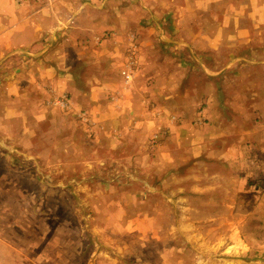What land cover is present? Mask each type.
I'll return each mask as SVG.
<instances>
[{"label": "rangeland", "instance_id": "obj_1", "mask_svg": "<svg viewBox=\"0 0 264 264\" xmlns=\"http://www.w3.org/2000/svg\"><path fill=\"white\" fill-rule=\"evenodd\" d=\"M57 1L0 0L2 95L15 24ZM89 1L100 28L47 24L0 96V264H264V0Z\"/></svg>", "mask_w": 264, "mask_h": 264}, {"label": "crops", "instance_id": "obj_2", "mask_svg": "<svg viewBox=\"0 0 264 264\" xmlns=\"http://www.w3.org/2000/svg\"><path fill=\"white\" fill-rule=\"evenodd\" d=\"M75 1L76 0H59L56 3H53L54 10L52 9V14H49V17H48L49 19L46 23L44 21L46 17L43 16L45 12L43 11L41 13L40 9L38 11L34 9L35 12L32 15L31 13H29L30 11H28V14H24L26 17H29L27 19L23 17L25 21L24 23L18 22L17 24H15L17 28L15 29L12 35H9L10 37L8 38V41H6V44H5V48L7 51L6 54H8L9 57L17 56L18 61L22 63L20 64V66L15 67L14 69V71L16 72V74L14 75L15 79H13L10 83L8 82L6 85H3V95H2V92L0 93V96H4L8 98L9 105H18V104L24 103V98L27 94L26 93L27 86L25 85L27 78L25 79V77L27 76L28 80L31 81V78L29 76L31 69L29 70V67L27 69V65L24 64L26 63L25 57H27V55L28 56L32 55L30 51L28 52V50H30L28 49V47H33L35 45L34 43L37 42L38 39L42 36V34L40 33L46 30L47 24L59 22L62 19H64L62 17L65 16L64 20H67L69 17H73L71 21V23L73 22L72 23L73 32L75 31L84 32V33H89L91 31L96 32L100 28L98 24L94 25L91 21L92 14L90 13V9L88 8L91 6L90 1L82 0L77 5H75ZM64 5L69 6L68 8L70 10L63 9ZM49 9H51V7ZM53 26H56V25L53 24ZM54 35L55 34H50L51 41H53ZM72 42H73L72 45L74 46H73V49H71V51L69 52L74 53V58H73V61L72 59L71 61H69L68 57L63 56L66 59L67 63L75 62L77 55L78 56L81 55L80 51L77 50L78 49V45H76L77 43H79V46L81 49L82 48L88 49L90 47L92 48V46L88 44V41L85 40V36L80 41H77V39H73ZM106 45H110L109 48L112 47V49H114L117 46L115 43L110 42V41L102 42L99 46L103 48ZM111 53H112L111 51H108V54H111ZM55 58L57 60L58 59L60 60L58 53H56ZM30 62H32V60L28 62L29 66L32 64ZM36 62L37 64H39V60H37ZM12 76L10 77L12 78ZM50 79L52 80L53 85H55L58 89L67 90L71 94L72 96L71 102L74 105H76L77 103L76 99L80 95L88 97L90 98V100L92 98L90 96L91 93L88 94V93L81 91V89L79 88L80 85L75 84L73 80L68 78L67 74H65L64 77L59 76V75L57 76L53 75V78H50ZM4 92L6 95H4ZM40 92L43 95V99H45L47 97V95H45V91L42 90ZM5 120L9 121V127H10L11 123L13 122V121L10 122V120L12 119H5ZM0 127L6 128L5 126H2V125H0Z\"/></svg>", "mask_w": 264, "mask_h": 264}, {"label": "built area", "instance_id": "obj_3", "mask_svg": "<svg viewBox=\"0 0 264 264\" xmlns=\"http://www.w3.org/2000/svg\"><path fill=\"white\" fill-rule=\"evenodd\" d=\"M133 71H134V60H133L132 54H130L128 61H126L125 65L123 66V68L121 69V72H120V74L122 75L125 82H129L131 80ZM67 100H68L67 96L62 95L61 97L56 99V102L60 106H66ZM81 115L82 114H79V116H81Z\"/></svg>", "mask_w": 264, "mask_h": 264}]
</instances>
